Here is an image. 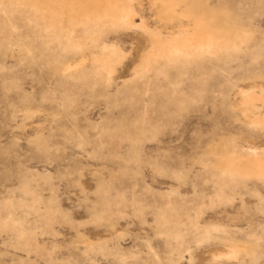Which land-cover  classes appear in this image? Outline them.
Wrapping results in <instances>:
<instances>
[{"label":"rangeland","instance_id":"374dc122","mask_svg":"<svg viewBox=\"0 0 264 264\" xmlns=\"http://www.w3.org/2000/svg\"><path fill=\"white\" fill-rule=\"evenodd\" d=\"M0 264H264V0H0Z\"/></svg>","mask_w":264,"mask_h":264}]
</instances>
